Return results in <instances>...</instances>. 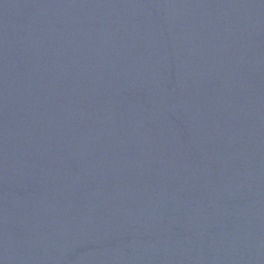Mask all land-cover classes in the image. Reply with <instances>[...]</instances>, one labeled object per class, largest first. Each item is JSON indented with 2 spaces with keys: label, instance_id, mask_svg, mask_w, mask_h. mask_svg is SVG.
<instances>
[{
  "label": "water",
  "instance_id": "1",
  "mask_svg": "<svg viewBox=\"0 0 264 264\" xmlns=\"http://www.w3.org/2000/svg\"><path fill=\"white\" fill-rule=\"evenodd\" d=\"M0 264H264V0H0Z\"/></svg>",
  "mask_w": 264,
  "mask_h": 264
}]
</instances>
